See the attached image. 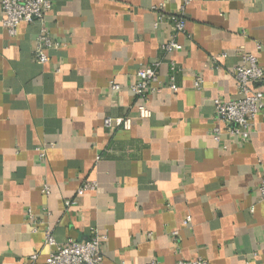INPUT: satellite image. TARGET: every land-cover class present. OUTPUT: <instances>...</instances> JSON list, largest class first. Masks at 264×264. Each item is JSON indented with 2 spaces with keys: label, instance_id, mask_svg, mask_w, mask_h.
<instances>
[{
  "label": "crops",
  "instance_id": "crops-1",
  "mask_svg": "<svg viewBox=\"0 0 264 264\" xmlns=\"http://www.w3.org/2000/svg\"><path fill=\"white\" fill-rule=\"evenodd\" d=\"M49 1L45 26L61 47L45 63L33 59L38 22L9 35L0 21V264L43 261L47 228L63 243L89 239L91 227L107 236L102 264H264L262 114L246 141L212 137L214 100L237 97L241 52L257 58L263 76L251 87L264 93V0H193L172 52L154 0ZM157 60L150 118L106 128L107 116H135L129 86ZM171 62L177 91L166 87ZM86 181L96 188L77 196Z\"/></svg>",
  "mask_w": 264,
  "mask_h": 264
},
{
  "label": "built area",
  "instance_id": "built-area-1",
  "mask_svg": "<svg viewBox=\"0 0 264 264\" xmlns=\"http://www.w3.org/2000/svg\"><path fill=\"white\" fill-rule=\"evenodd\" d=\"M193 0H181L179 9L170 15L164 14L165 5L171 0H154L153 9L158 13V22L166 21L169 23L172 32L171 38L162 45L165 52L177 51L182 45L176 39L178 34L185 31L186 19L185 9ZM51 9L49 0H0V21L9 35H15L17 26L20 23L38 22L41 25L40 31L35 39L33 50V59L39 63H45L49 60L48 50L59 49L61 43L57 42L48 32L45 26L47 12ZM225 57V54L213 57V62L219 58ZM160 61H153L144 65L136 71V81L129 86L133 95L141 99L136 107L135 116H107L103 125L106 128H118L130 130L133 120H144L151 116V110L146 106L148 96L152 92H159L162 88L158 75ZM177 68L173 62L170 63L169 79L166 87L172 91L178 90L175 83L174 73ZM232 74L237 84V97L232 100H214V119L215 126L212 129L214 141L220 143L223 135L235 136L241 141L250 138L253 131L255 117L261 113L264 135V93L254 90L251 84L262 79L263 71L258 65L257 58L245 52L240 53L239 63L233 68ZM203 79L196 75L193 81L195 88L201 87ZM113 91H119L120 86L113 84ZM43 156V151L40 152ZM96 184L91 181L84 182L77 190V196H81L86 191H92ZM44 194H49V187H42ZM259 200L264 202V173L258 186ZM75 200L66 201L69 206ZM29 218H33L29 213ZM189 217L185 219V223ZM44 242L53 247V250L43 261H38V254L34 253L29 257L28 264H102L103 251L102 245L107 239L104 233H100L96 227L90 228V237L84 241L69 239L63 243H57L53 238L49 228L44 230ZM148 264H159L152 260ZM175 264H209L207 259L197 257L190 260H178Z\"/></svg>",
  "mask_w": 264,
  "mask_h": 264
}]
</instances>
